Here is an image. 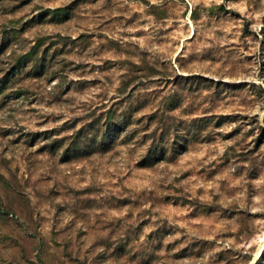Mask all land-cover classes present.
Listing matches in <instances>:
<instances>
[{
    "label": "rangeland",
    "instance_id": "obj_1",
    "mask_svg": "<svg viewBox=\"0 0 264 264\" xmlns=\"http://www.w3.org/2000/svg\"><path fill=\"white\" fill-rule=\"evenodd\" d=\"M263 239L264 0H0V264Z\"/></svg>",
    "mask_w": 264,
    "mask_h": 264
},
{
    "label": "bare ground",
    "instance_id": "obj_2",
    "mask_svg": "<svg viewBox=\"0 0 264 264\" xmlns=\"http://www.w3.org/2000/svg\"><path fill=\"white\" fill-rule=\"evenodd\" d=\"M263 251H264V239H263V241H262V243H261L260 249H259V251H258V253H257V256H256L255 260H253V261L251 262V264H256L255 261L257 262V261L259 260V258L261 257ZM257 258H258V259H257Z\"/></svg>",
    "mask_w": 264,
    "mask_h": 264
},
{
    "label": "trees",
    "instance_id": "obj_3",
    "mask_svg": "<svg viewBox=\"0 0 264 264\" xmlns=\"http://www.w3.org/2000/svg\"><path fill=\"white\" fill-rule=\"evenodd\" d=\"M57 12H58V11H54L53 13L56 14ZM262 261H264V251H263L261 257L259 258V260L256 262V264H261Z\"/></svg>",
    "mask_w": 264,
    "mask_h": 264
}]
</instances>
